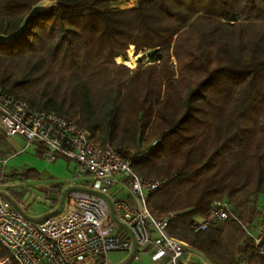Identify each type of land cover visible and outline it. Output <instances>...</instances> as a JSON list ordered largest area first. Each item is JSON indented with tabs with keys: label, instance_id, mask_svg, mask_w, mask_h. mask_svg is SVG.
<instances>
[{
	"label": "trees",
	"instance_id": "16d2710c",
	"mask_svg": "<svg viewBox=\"0 0 264 264\" xmlns=\"http://www.w3.org/2000/svg\"><path fill=\"white\" fill-rule=\"evenodd\" d=\"M38 1L0 0V33ZM119 1L58 0L30 18L0 42V89L73 119L123 158L146 151L133 171L169 177L148 195L150 213L176 212L170 234L212 264H242L251 239L240 222L264 196V0ZM132 46L148 63L116 62ZM215 199L237 219L191 232Z\"/></svg>",
	"mask_w": 264,
	"mask_h": 264
},
{
	"label": "built area",
	"instance_id": "2783aa9c",
	"mask_svg": "<svg viewBox=\"0 0 264 264\" xmlns=\"http://www.w3.org/2000/svg\"><path fill=\"white\" fill-rule=\"evenodd\" d=\"M0 130L19 135L43 147L42 157L63 156L79 166L59 210L38 219L0 190V258L17 264H116L110 252H125L119 264H212L205 255L169 232L176 212L155 218L148 195L163 187L169 177L139 176L132 161L146 151L123 158L111 144L100 145L89 130L73 119L33 107L26 99L0 89ZM153 140L150 146L155 145ZM0 177V185L2 184ZM85 182L84 185L79 182ZM237 216L223 199L210 203L206 215L193 218L191 232L222 224ZM246 230L251 249L242 264H264V217L254 231Z\"/></svg>",
	"mask_w": 264,
	"mask_h": 264
},
{
	"label": "rangeland",
	"instance_id": "374dc122",
	"mask_svg": "<svg viewBox=\"0 0 264 264\" xmlns=\"http://www.w3.org/2000/svg\"><path fill=\"white\" fill-rule=\"evenodd\" d=\"M134 3L135 0H120L115 6L117 8H130ZM129 49L126 52L127 56ZM131 51L138 56L135 60V66L138 60L148 63V51L136 54L133 46ZM117 57L120 61H117ZM117 57L116 62L123 63L121 61L123 58ZM152 140L145 146L149 147ZM39 149L36 143H27L22 136H5L0 130V177L3 180L0 190L19 205L29 217L34 219L60 209L66 192L71 185H76L73 184V178L79 171L77 163L63 156L57 155L54 161L45 160L39 155ZM84 183L79 182L81 185ZM253 206L256 207L257 211L254 219L252 221H239L245 233V229L254 231L263 219L264 196L260 195ZM109 257L112 262L119 264L121 260L127 257V253L110 252ZM146 263L148 260L145 257L142 264Z\"/></svg>",
	"mask_w": 264,
	"mask_h": 264
},
{
	"label": "water",
	"instance_id": "95a60500",
	"mask_svg": "<svg viewBox=\"0 0 264 264\" xmlns=\"http://www.w3.org/2000/svg\"><path fill=\"white\" fill-rule=\"evenodd\" d=\"M57 3H58V0H39L38 2H36L31 7L30 11L24 16L17 30L11 33H8V34L0 33V42H8L20 36L23 33L26 27V24L30 18H32L36 14H39L43 11L50 10L52 7L56 6ZM154 50L155 49H151V51H154Z\"/></svg>",
	"mask_w": 264,
	"mask_h": 264
},
{
	"label": "bare ground",
	"instance_id": "6f19581e",
	"mask_svg": "<svg viewBox=\"0 0 264 264\" xmlns=\"http://www.w3.org/2000/svg\"><path fill=\"white\" fill-rule=\"evenodd\" d=\"M132 47L129 49V53L126 59H122L121 61L128 65L129 67H134L135 66V60L138 57L131 51ZM117 61H120V59L117 57Z\"/></svg>",
	"mask_w": 264,
	"mask_h": 264
},
{
	"label": "crops",
	"instance_id": "0c3cea01",
	"mask_svg": "<svg viewBox=\"0 0 264 264\" xmlns=\"http://www.w3.org/2000/svg\"><path fill=\"white\" fill-rule=\"evenodd\" d=\"M62 204H63V203H62ZM62 204L60 205V208H61Z\"/></svg>",
	"mask_w": 264,
	"mask_h": 264
}]
</instances>
